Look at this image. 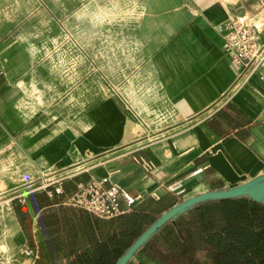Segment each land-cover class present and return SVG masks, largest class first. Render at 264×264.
<instances>
[{
    "label": "crops",
    "instance_id": "0c3cea01",
    "mask_svg": "<svg viewBox=\"0 0 264 264\" xmlns=\"http://www.w3.org/2000/svg\"><path fill=\"white\" fill-rule=\"evenodd\" d=\"M233 15L264 39V0H0V195L66 177L61 195L30 197L38 215L107 178L175 205L264 174V83L221 48ZM37 215L26 238L14 213L20 246L37 247Z\"/></svg>",
    "mask_w": 264,
    "mask_h": 264
},
{
    "label": "trees",
    "instance_id": "16d2710c",
    "mask_svg": "<svg viewBox=\"0 0 264 264\" xmlns=\"http://www.w3.org/2000/svg\"><path fill=\"white\" fill-rule=\"evenodd\" d=\"M37 196L27 195L23 204L12 201L26 238L37 215L30 197ZM61 203L37 215L35 264H115L174 205L152 199L102 219ZM138 253L152 264H264V204L246 196L198 203L164 224Z\"/></svg>",
    "mask_w": 264,
    "mask_h": 264
},
{
    "label": "built area",
    "instance_id": "2783aa9c",
    "mask_svg": "<svg viewBox=\"0 0 264 264\" xmlns=\"http://www.w3.org/2000/svg\"><path fill=\"white\" fill-rule=\"evenodd\" d=\"M263 23L259 20L248 18L245 15H233L222 24L221 48L230 61L238 68L239 75L257 73L260 81L264 83V39H261ZM137 162L146 173H151L155 167L150 160L138 158ZM196 170L193 174L200 172ZM66 177L39 185L37 190L44 192L49 198L63 193L60 182ZM171 195H179L184 186L181 181H173L163 186ZM30 192H24L14 197L23 204ZM150 197L158 200L159 195L152 192ZM123 200L130 209L137 202V197L115 183H110L107 178L100 181H88L76 185L75 191L67 196L62 203L102 218L109 219L123 213L120 201ZM19 254L29 259L32 263L37 258V248L28 243L22 244L18 249ZM0 264H13L0 255Z\"/></svg>",
    "mask_w": 264,
    "mask_h": 264
},
{
    "label": "water",
    "instance_id": "95a60500",
    "mask_svg": "<svg viewBox=\"0 0 264 264\" xmlns=\"http://www.w3.org/2000/svg\"><path fill=\"white\" fill-rule=\"evenodd\" d=\"M242 196L250 200L264 204V174L230 189L213 190L182 200L163 212L134 242L126 249L115 264H128L144 243L156 233L164 224L175 219L179 214L188 210L192 206L205 201H221L236 199Z\"/></svg>",
    "mask_w": 264,
    "mask_h": 264
},
{
    "label": "rangeland",
    "instance_id": "374dc122",
    "mask_svg": "<svg viewBox=\"0 0 264 264\" xmlns=\"http://www.w3.org/2000/svg\"><path fill=\"white\" fill-rule=\"evenodd\" d=\"M18 194L19 193H8L4 198L0 195V255L6 260L12 261L13 264H18L22 257L18 252L22 236L19 230L16 232L10 226L8 221L9 216L13 215L14 217L12 201L15 200L14 197ZM40 201H44V198L38 195L35 202ZM15 223L17 225L16 220Z\"/></svg>",
    "mask_w": 264,
    "mask_h": 264
},
{
    "label": "bare ground",
    "instance_id": "6f19581e",
    "mask_svg": "<svg viewBox=\"0 0 264 264\" xmlns=\"http://www.w3.org/2000/svg\"><path fill=\"white\" fill-rule=\"evenodd\" d=\"M8 221L10 223V226L17 232L18 231V226L15 223L13 215L9 216Z\"/></svg>",
    "mask_w": 264,
    "mask_h": 264
}]
</instances>
